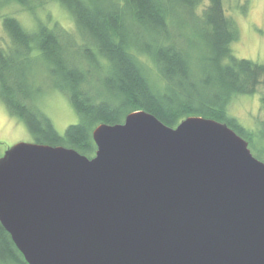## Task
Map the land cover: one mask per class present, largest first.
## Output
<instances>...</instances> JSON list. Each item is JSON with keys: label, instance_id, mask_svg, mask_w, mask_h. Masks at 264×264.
Here are the masks:
<instances>
[{"label": "water", "instance_id": "water-1", "mask_svg": "<svg viewBox=\"0 0 264 264\" xmlns=\"http://www.w3.org/2000/svg\"><path fill=\"white\" fill-rule=\"evenodd\" d=\"M92 139V158L0 157V224L27 264H264V161L226 124L137 111Z\"/></svg>", "mask_w": 264, "mask_h": 264}, {"label": "trees", "instance_id": "trees-1", "mask_svg": "<svg viewBox=\"0 0 264 264\" xmlns=\"http://www.w3.org/2000/svg\"><path fill=\"white\" fill-rule=\"evenodd\" d=\"M6 1L34 19L30 30L13 16L1 19L9 44L0 47V100L33 143L92 158L98 125L121 124L143 111L170 128L188 117L224 123L264 161V120L249 129L228 112L235 97L264 85V63L234 56L238 31L223 0ZM49 3L67 13L73 30L36 17ZM39 77L78 116L63 134L39 105L45 93ZM0 264H27L1 224Z\"/></svg>", "mask_w": 264, "mask_h": 264}, {"label": "rangeland", "instance_id": "rangeland-1", "mask_svg": "<svg viewBox=\"0 0 264 264\" xmlns=\"http://www.w3.org/2000/svg\"><path fill=\"white\" fill-rule=\"evenodd\" d=\"M225 14L236 25L238 39L232 44L235 57L264 63V0H223ZM243 8L244 11L241 9ZM36 17L47 21L49 25L73 30L74 25L70 17L57 4L49 3L42 10H35ZM13 16L25 29H32L33 16L20 6L0 0V47L5 48L9 39L5 33L1 19L3 16ZM47 18V20H46ZM39 84L45 88L40 100V107L51 120L56 131L63 134L66 127L78 122V116L71 107L68 99L58 91L47 90L45 77H39ZM264 96V85L251 96H237L229 105V114L235 117L243 126L253 129L257 120H264V113L260 111V99ZM18 143H33L23 122L10 115L0 100V156Z\"/></svg>", "mask_w": 264, "mask_h": 264}]
</instances>
